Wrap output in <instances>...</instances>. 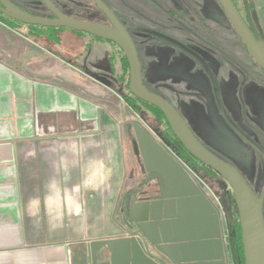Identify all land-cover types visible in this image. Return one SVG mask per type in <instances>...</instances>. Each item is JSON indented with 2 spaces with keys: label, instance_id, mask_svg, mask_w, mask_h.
I'll use <instances>...</instances> for the list:
<instances>
[{
  "label": "rangeland",
  "instance_id": "rangeland-1",
  "mask_svg": "<svg viewBox=\"0 0 264 264\" xmlns=\"http://www.w3.org/2000/svg\"><path fill=\"white\" fill-rule=\"evenodd\" d=\"M103 1L132 36L146 87L178 110L207 149L237 169L264 219V71L249 55L218 0ZM234 1L247 17L244 1ZM248 1L264 42V2ZM54 3L67 16L108 24L92 0ZM39 5L36 1L35 9L42 14ZM11 31L3 43L7 54L18 42L19 54L14 55L25 63L35 55L53 68L61 67L60 74L49 80L75 89L100 108L99 128L93 134L85 131L81 142L84 178L77 180L83 183L78 184L83 192L78 229L84 237L133 234L129 206L159 190L158 180L148 179L141 157L134 153L133 124L138 123L181 162L215 205L227 264H236L228 249L236 217L232 188L218 173L175 152L164 139L171 138L166 120L132 99L121 48L70 29L54 32L58 41L24 24L18 34ZM58 155L53 151L52 159ZM78 248L72 249L81 254Z\"/></svg>",
  "mask_w": 264,
  "mask_h": 264
},
{
  "label": "crops",
  "instance_id": "crops-1",
  "mask_svg": "<svg viewBox=\"0 0 264 264\" xmlns=\"http://www.w3.org/2000/svg\"><path fill=\"white\" fill-rule=\"evenodd\" d=\"M243 1L245 18L264 45L249 1ZM5 39L0 32V59L26 80L0 65V264H92L90 243L110 238H85L78 229L83 183L77 180L84 178L82 138L99 128L100 108L82 96L56 95L49 79L62 68L35 55L26 63L19 55L12 61ZM13 45L18 53L19 43Z\"/></svg>",
  "mask_w": 264,
  "mask_h": 264
},
{
  "label": "water",
  "instance_id": "water-1",
  "mask_svg": "<svg viewBox=\"0 0 264 264\" xmlns=\"http://www.w3.org/2000/svg\"><path fill=\"white\" fill-rule=\"evenodd\" d=\"M8 17L26 25L66 28L102 37L122 49L130 66V92L159 108L174 135L198 161L222 176L233 190L242 225L246 264H264V219L256 199L242 175L220 159L194 134L184 117L164 97L152 92L143 81L142 63L136 44L114 12L103 0H92L108 24L79 20L62 13L52 0H41L55 17H40L8 0H1ZM251 58L264 71V45L251 22L245 19L234 0H218ZM26 80L20 74L1 66ZM134 153L140 156L148 179L158 180L160 194L154 199L134 202L129 215L145 238L164 258H155L140 246L136 236H121L90 243L92 264H227L222 225L217 208L181 162L140 124H133ZM106 247L108 262H98Z\"/></svg>",
  "mask_w": 264,
  "mask_h": 264
},
{
  "label": "flooded vegetation",
  "instance_id": "flooded-vegetation-1",
  "mask_svg": "<svg viewBox=\"0 0 264 264\" xmlns=\"http://www.w3.org/2000/svg\"><path fill=\"white\" fill-rule=\"evenodd\" d=\"M11 3H13L14 5H16L17 7H19L20 9H22L24 12L33 14V15H37L40 17H49V18H53L55 17L53 15V13L45 6V4L41 1V0H36L38 2V7L43 11L42 14L41 11H36V7H35V0H8ZM55 0H52V2L54 3ZM55 4V3H54ZM0 8H5L2 1L0 0ZM45 14H47V16H45ZM119 19V18H118ZM23 25V23L18 22L17 20H14L10 17H8L5 13H3V11L0 9V32H6L5 34H8L10 30H12V34H18V31L20 30V26ZM26 25V24H24ZM29 26V25H28ZM9 56L11 57L12 61L16 60V57H14V53H11V55L9 54ZM5 66L6 68H8L9 70L16 72V70L11 67L10 65H8L7 63H4L1 59H0V65ZM53 86L52 90H54L55 94L57 95H62L63 92L72 94L74 96H82L85 100H87L88 102H93L92 100L86 98L85 96H83L82 94H78L76 92L75 89H69V88H65L61 85L58 84H51ZM7 87L13 89V93H14V89H15V84L14 83H10L7 84ZM55 87V88H54ZM15 94V93H14ZM63 96V95H62ZM56 104V103H55ZM56 106V105H55ZM140 158V156H138ZM160 194L159 190H156V193L153 196H147L146 198H150V199H154L156 197H158ZM131 221L133 222L132 225L134 227V233L129 235V236H136L140 246L143 248V250L147 253H151L155 258H164L156 249L154 246H152V244L145 238L144 234L142 233L141 229L139 228V226L137 225V223H135L132 219ZM113 237V236H112ZM110 237V238H112ZM117 237H121V236H117ZM116 238V237H113ZM111 260V254L108 252V249L106 247H104V249L102 251H100L98 253V262H108Z\"/></svg>",
  "mask_w": 264,
  "mask_h": 264
},
{
  "label": "trees",
  "instance_id": "trees-1",
  "mask_svg": "<svg viewBox=\"0 0 264 264\" xmlns=\"http://www.w3.org/2000/svg\"><path fill=\"white\" fill-rule=\"evenodd\" d=\"M247 5H248V2H247ZM245 19L248 22V18H245ZM29 26L37 29L38 31H40L42 29L43 32H45L44 34L49 35L50 37H52V39H54L56 41L59 40V37L58 36L55 37V35H53L54 32L66 29V28L44 27V26H41V25H29ZM75 32H77V34L78 33H84V32H78V31H75ZM92 37L95 38V39L108 41V40H106L105 38H102V37H96V36H92ZM108 42H110V41H108ZM111 43H113V42H111ZM113 44H115V43H113ZM123 67H124V70L126 69L128 71V73H130V66H129L128 59L125 56V54H124V57H123ZM129 82H130V79L128 81V89H129ZM128 93H129V95L132 97V99L134 101L139 102V103L143 104L145 107L152 109L156 114H158L160 117H162V118H164L166 120V124H167L166 126H168V129H169L168 132H169V135H170L171 138L168 139V136H165L164 139H166V141L171 143V145L176 150L175 152H177L182 158H184V159H186L188 161L192 160V161H195L198 164H202L200 161H198L194 156H192L186 150V148L181 143V141L177 138L176 135H174V132L172 131V129H171L166 117L164 116L163 112L159 108H157L156 106H154V105H152V104H150L148 102H145V101L135 97L130 92V89H129ZM203 166L206 167L207 169L215 172L212 168L207 167L204 164H203ZM233 199H234V204H235L234 206H235V214H236L235 216L236 217L234 218V220L232 221V224H231L229 248L228 249L231 252L232 256L235 258L236 264H246L243 233H242V225H241V222H240V216H238L239 215V210H238L237 204L235 203L236 200H235L234 197H233Z\"/></svg>",
  "mask_w": 264,
  "mask_h": 264
}]
</instances>
